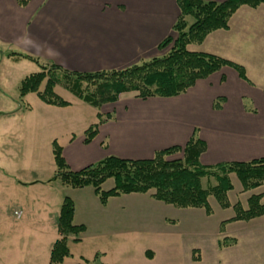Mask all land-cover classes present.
<instances>
[{
    "label": "crops",
    "instance_id": "crops-1",
    "mask_svg": "<svg viewBox=\"0 0 264 264\" xmlns=\"http://www.w3.org/2000/svg\"><path fill=\"white\" fill-rule=\"evenodd\" d=\"M179 15L177 0H0V79L7 78L1 69L5 63L8 69L21 62L37 64L9 56L12 51L31 54L41 62L55 63L69 71L126 68L160 55L158 45L165 38L175 36L173 26ZM187 21L191 23L193 19L187 17ZM188 47L242 64L250 82L242 79L234 68L223 66L178 96L142 99L123 93L119 100L100 108L103 115L111 117L100 124L90 143L84 141L85 132L99 122L98 109L60 92L59 85L55 91L67 99L70 103L67 106L47 104L35 92L21 100L19 91L13 99L16 105L13 109H0V191L4 179L13 193L37 189L33 191V200H49L53 183L60 181L52 180L56 170L54 140L62 147L63 156L74 171L109 155L151 159L156 151L184 147L195 130L207 146L200 156L203 165L264 158V4L256 8L241 6L231 17L228 29L212 31L202 43ZM37 71L25 75L21 83ZM44 87L45 82L40 90ZM1 88L0 85L2 91ZM219 98L224 101L222 108L216 109ZM260 192L264 193V186L253 193ZM59 194L57 201L61 206L66 196L74 200V223L84 224L86 231L87 220L103 226L104 230L110 228L109 224L116 222L110 205L120 197H149L144 199L154 201L153 206L162 205L155 202L153 193L121 194L103 204L92 186L61 188ZM25 200L16 197L18 207L14 218H0L1 256L7 248L6 240L12 235L21 237V227L14 221L21 220L29 210ZM185 209L192 213L193 221H204L192 233L199 236L197 240L187 244L191 264H264V215L251 220L223 221L213 237L210 226L205 225L207 211ZM16 211H22V215L17 217ZM58 217L54 221L46 218L44 226H47L40 235L49 236V262L52 247L60 238ZM228 225L233 228L223 230ZM74 238H68L70 255L61 264L89 260L87 253L79 250L84 237L81 235L79 241ZM99 254L95 252L94 256Z\"/></svg>",
    "mask_w": 264,
    "mask_h": 264
},
{
    "label": "trees",
    "instance_id": "trees-1",
    "mask_svg": "<svg viewBox=\"0 0 264 264\" xmlns=\"http://www.w3.org/2000/svg\"><path fill=\"white\" fill-rule=\"evenodd\" d=\"M177 3L180 15L173 26L175 36L165 38L158 45L159 51L163 53L123 69L76 72L55 63L41 62L39 58L24 52L8 53L9 56L32 60L40 67V70L22 81L20 99L35 92L47 104L67 106L70 103L56 93L55 87L59 85L70 91L99 110V122L85 132L84 141L90 143L97 135L100 124L111 117L103 115L100 108L119 100L123 93H132L142 99L178 96L223 66L234 68L242 79L250 82L242 64L216 54L193 51L188 46L202 43L212 31L228 29L231 17L242 5L257 7L264 4V0H177ZM187 17L193 21L189 23ZM168 47L169 50L165 52ZM43 82L45 87L41 91ZM85 83L90 87L87 88ZM223 101V98L217 99L215 108L221 109ZM206 149V143L195 130L184 147L173 146L156 151L151 159L133 160L109 155L74 171L66 162L62 147L54 140L56 170L52 180L58 179L70 188L92 186L103 204L113 196L154 190L153 197L157 200L181 208H204L207 213L212 212L209 201L212 196L223 208L232 205L229 192L234 189L233 174L238 177L243 191L264 186V158L207 166L200 162V156ZM179 152L183 153V158L169 159ZM111 178L114 179V186L103 189V184ZM212 178L216 183L205 185V180ZM263 196L264 193L251 194L247 208L240 202L235 203L236 215L232 219L251 220L264 215ZM74 216L75 202L66 196L57 220L60 238L52 247L50 264H61L70 255L68 238L74 236V240L79 241L81 233L86 230L84 224L74 223ZM146 253L151 256L153 252Z\"/></svg>",
    "mask_w": 264,
    "mask_h": 264
},
{
    "label": "rangeland",
    "instance_id": "rangeland-1",
    "mask_svg": "<svg viewBox=\"0 0 264 264\" xmlns=\"http://www.w3.org/2000/svg\"><path fill=\"white\" fill-rule=\"evenodd\" d=\"M191 46L193 47L194 45ZM6 66L5 63L1 67L3 72H6L7 78H2L1 76L0 79L2 87V91L0 90V109L10 110L16 106L13 99L19 94L22 78L33 71H37L38 65L27 61L14 64L13 69H8ZM85 86L87 88L90 87L86 83ZM64 89L60 87L59 91L66 92L68 96L76 97L73 93ZM179 158H183L182 152L169 157V159ZM4 176L6 178L9 177L7 175ZM232 180L234 189L229 192V199L232 203L230 207L223 208L215 197L209 198L212 212L205 214L207 218L205 225L207 227L210 226L213 237L220 229L223 221L233 222L232 218L236 215L234 204L240 202L244 208H247L249 196L256 191V188L250 191H243L242 185L235 174L232 175ZM1 181L5 185L4 187L2 186L3 189L0 191V218H8L9 216L14 218V211L18 207V202L15 201L16 197L26 199L29 210L21 220L16 221L17 223L14 221L17 227H21L19 229L21 237L18 239L17 236L12 235L11 239L6 240L7 248L4 256L0 255V264H14L15 262H18V264H50L48 252L50 250L48 246L49 236L43 237L40 235L45 230L44 227L47 226V224L44 226L45 219L52 218V221H54V218L59 216L61 209V202L57 201L58 196L60 197L59 190L61 191V188L66 189L67 186L64 185L62 187L60 181L53 183L50 201L46 199V202L32 199L33 191L37 189H25L18 192L14 191L13 193V190L6 185H9V183L4 179ZM204 183L205 185L207 183L210 185V183H216V180L213 178L211 180L207 179ZM113 186L114 179L111 178L103 184V189L108 190ZM147 193H154V190ZM144 198L120 197L116 203H112L110 207L115 211L116 222L110 223V228L107 225V230H104L103 226L97 225L96 222L87 220L88 231L85 230L84 233H81L84 241L80 245L79 250L87 253L89 260H69L65 264H77V262H83V264H191L187 244L189 241L197 240L199 236L197 234L192 235V233L198 231V228L195 227L203 226L204 221H193L192 213L186 211L187 209L185 208L171 204L167 205V203L155 199V202H159L157 204H162L159 205V208L152 205L154 201H146ZM161 206L165 207L161 208ZM202 212L205 211L203 210ZM26 218L29 219L27 221L29 223L28 226H26ZM164 218L167 220L165 221ZM30 227L34 228L31 229ZM36 228L39 229L37 230ZM225 228L223 230L233 227L228 225ZM23 232L24 235L22 236ZM178 233H185V235L178 236ZM54 235L55 233L52 230L50 235L52 244L55 239ZM147 251H153L152 255L156 254L154 258H152V255L147 256ZM95 252L100 253L99 257L94 256Z\"/></svg>",
    "mask_w": 264,
    "mask_h": 264
},
{
    "label": "built area",
    "instance_id": "built-area-1",
    "mask_svg": "<svg viewBox=\"0 0 264 264\" xmlns=\"http://www.w3.org/2000/svg\"><path fill=\"white\" fill-rule=\"evenodd\" d=\"M15 214L17 215V217H20L22 215V211H16Z\"/></svg>",
    "mask_w": 264,
    "mask_h": 264
}]
</instances>
